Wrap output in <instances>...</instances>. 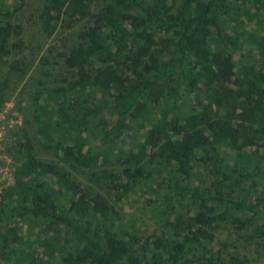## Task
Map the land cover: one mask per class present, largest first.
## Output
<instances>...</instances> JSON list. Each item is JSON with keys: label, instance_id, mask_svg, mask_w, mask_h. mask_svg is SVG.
Instances as JSON below:
<instances>
[{"label": "trees", "instance_id": "16d2710c", "mask_svg": "<svg viewBox=\"0 0 264 264\" xmlns=\"http://www.w3.org/2000/svg\"><path fill=\"white\" fill-rule=\"evenodd\" d=\"M35 1L0 0V72L25 59L23 13L45 36L68 31L65 78L35 92L31 117L60 158L21 152L0 201L15 220L0 232V264H253V252L212 245L231 216L234 234L264 250V0ZM7 89L0 75V107ZM144 178L168 230L141 242L111 221Z\"/></svg>", "mask_w": 264, "mask_h": 264}, {"label": "rangeland", "instance_id": "374dc122", "mask_svg": "<svg viewBox=\"0 0 264 264\" xmlns=\"http://www.w3.org/2000/svg\"><path fill=\"white\" fill-rule=\"evenodd\" d=\"M32 2L33 4L36 3L35 0ZM22 15L20 20L23 27L21 50L25 54V59L19 58L18 69L12 70L8 66H4L0 72V75L8 78L5 101L0 107V201L5 192L14 185L17 167L26 165L27 159H24L23 156H25L28 146H32L31 150L34 156L40 160L57 162L60 158L56 155L59 145L52 149L40 146L36 135L37 127L31 117L34 109L35 92L41 87L56 88L64 80L66 72L61 53L72 43V39L68 37V31L61 30L52 36H45L34 24L36 21L34 18L28 20L26 13ZM75 27L77 28L79 25ZM242 53L245 58H251L252 55L258 58L257 49L247 48L242 50ZM22 59L27 61V66L24 68L26 70L25 75L21 74L23 70ZM245 60L246 62L249 61L248 59ZM17 103L22 107L20 111L16 107L18 106ZM136 125L139 126V124ZM21 139L22 141L25 140L26 144L24 143L19 152L17 144ZM83 149L80 147L81 151ZM67 169L72 171L73 178L77 181L90 183V179L84 172L74 171L69 167ZM119 170L116 173H119ZM29 173L32 174L33 171L30 170ZM94 187L105 196L110 191V183L105 180ZM131 192L133 193H128L126 197L115 201L116 212L120 214V217L118 220L111 221L112 230L120 228L134 232L140 236L141 242H144L147 237L159 235L162 231L168 230L166 224L162 226L156 223L152 215L153 203L151 200L154 196L147 180L144 178L142 182H135ZM14 224L13 217L0 214V232H5V226H13ZM215 232V242L212 245L214 250L244 252L251 257L253 252L255 257L253 264H264V250L259 248V244H253L249 239H241L234 234L231 216L221 221ZM164 235H168L167 232ZM16 236L24 243L32 238L27 225H22V229ZM138 264L142 263L139 262Z\"/></svg>", "mask_w": 264, "mask_h": 264}]
</instances>
